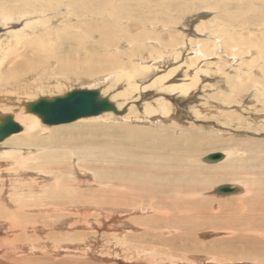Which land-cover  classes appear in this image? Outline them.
Wrapping results in <instances>:
<instances>
[{"label":"rangeland","instance_id":"1","mask_svg":"<svg viewBox=\"0 0 264 264\" xmlns=\"http://www.w3.org/2000/svg\"><path fill=\"white\" fill-rule=\"evenodd\" d=\"M20 1L21 0H0V2L6 6L5 9L10 10H13L15 5H17ZM34 1H37L38 4L40 3L38 0ZM58 1V6H47V4V8L45 6H42L45 8L43 13H41L40 11L35 13L28 12L24 13L25 16H20V14L15 12L13 14V18L11 19V24L3 26L5 29H2L0 33L5 34L7 31L11 30H13L11 32L22 31L25 28L26 22L29 25L34 26V23L37 21L41 22L43 20H51L53 17H55L53 19L54 21H45V24L43 25L44 29L42 28L43 32L51 31V34H49V36H43V39L41 41L34 40L36 37V35L34 34L28 35L26 38L28 41L24 39L21 43L22 45L19 44V46L14 47L10 50V52L13 53L14 58L13 55H8V57H11L12 59V61L8 63L9 68L13 67V64L15 62H19L23 59L30 60V58L34 59L42 55H45L46 57L49 56L48 53H52L53 58H50L52 60H50L44 66L45 68L48 67V71L46 73H49L53 69L51 68V62L55 64L54 68L59 71L60 60L66 59L70 61L75 58H81L82 56H84L83 51L77 50V47L83 48V45L85 43L89 44L90 40H92L93 38L96 39L98 36H100L99 32H102L100 28H102L103 26L106 27V29L112 30L111 32L117 39L116 40L115 38H113L114 42H111L113 44L116 43L115 46L111 47L112 49L110 48L111 54H115V52L112 50L126 52L123 51V47H125V49L131 48V45L129 43L130 39L126 38V36L134 37V34L138 32H150L151 27L147 26L146 23H152L153 25L155 24L154 26L165 25L163 30H166V33H172L171 37L173 36L177 41H180V38L177 36V32L182 29V31L185 33L186 38H192V41H194L195 45L193 47L204 45L208 52L211 53L212 36H208L209 34L206 35L199 32L197 33L195 31V25H197L196 23H198L200 19L204 21L211 19V23H208L206 21L208 23H206V26L208 27V29H212V31H214L216 28L217 30L221 29V27L223 28L226 25V29L220 30L218 33V35H220L219 44L222 46L220 54L217 53L215 55H211L208 53V56L203 58L198 52L195 53L194 50H189L190 46L187 40L186 44H184V46L182 47L183 53L179 58L174 59L173 57L169 56L170 61H168L167 58H162L157 63V60H155L154 58L145 61L147 62V65L157 64V67H154L153 71L145 76V78L142 80L143 85H149L152 80L166 75L163 81L165 85L176 80L178 82H188L190 86H192L190 87V91L188 92V94L185 95L180 94L177 90H159L156 89L155 86L150 85L144 89L146 91L145 93L150 92V90L151 92L148 93V98H143L141 102L149 100H169L168 102L172 104L170 115L175 116L176 118L174 117L169 118L170 120L160 121V118L162 116L159 114L157 115L159 118H152V120L154 121L150 119L144 122V120H141V117L134 123V121H128L123 117H117L112 120L105 118L103 119L102 117H97L96 115H94L78 118L72 122L64 123V125H49L44 123L40 118L41 124H43L44 129H47L49 131L45 133H62L60 137L70 138H73L71 136L83 135V139L86 138V147L90 146V148H93L95 152V154L92 155L93 152L91 150L90 152H85L83 155L78 156L76 154L77 149H75L74 147H64V149L67 151L69 149L76 150V153H74L75 155L71 160L68 158V156H60V158H64V161H62V169L64 174H62L61 176L64 177L65 175L67 178L73 176L71 170H64L66 168H71L72 161L74 160L75 163H78V165L83 168V174L86 175V177L77 178L75 176L73 180H62L61 176L57 174L60 177L59 181H63L64 183L72 182V186H74L72 187L73 195H70L69 193L57 194L56 197L58 198V200L56 201V197L53 198L51 196L52 194H50L49 186L44 188V194L48 193L49 196L37 195L41 199L42 204H47V206L50 207L46 212L49 214L52 212V215L50 216L51 219L47 217V215L49 214L45 212L42 214V218L38 219V222L41 226L45 227L46 229L48 228L49 231H51V229L53 228L55 233L62 232V237H64V239L65 236L70 233L66 231L67 229L65 230V228H59L58 226H60L63 221L68 219L69 215H74L78 213L79 210L85 211L86 214H91L89 218L94 222H92V229H88L89 236L88 238H86L87 246L80 250L82 251L80 254L77 252L75 254H72V256L77 257L76 259H74V261L78 262V259L81 257L87 260L85 264H117V259H119L124 264H135L137 261L143 262L142 260H146V258H142L138 254H136V251L134 250L136 244L140 245V239H136L135 237L138 236L137 233L140 234V230L138 231V229H136L137 232L134 231V229L137 228L138 225L139 227H142L139 224L140 222L138 221L139 223L137 222L136 225H134V223H132L131 221H125V219L126 217L131 218L133 216L131 219H134L135 217L137 221L140 218L143 225H145V227H148V222H150L151 217H154V215L173 211L174 207H172V209L168 208L169 204L170 207L172 204L180 206L179 199L174 198V192L176 190H173V186L182 178L185 179V176L183 174L186 169L182 167L184 161L180 160V157H176L180 154L178 152H175V155L174 153H171L174 147H188L189 149H197V151L195 152V156H197L196 158L198 160V164L202 167H205V162H203L201 159L206 155L210 153L220 152L222 150H233V152H235L236 154L230 160L233 162L235 160V157L237 156L239 157L237 164H242V169L238 170V172L241 173L237 176H239L243 180L251 181L249 182V184L256 189L257 201L262 204V207L259 210L264 213V106L259 105V102L254 103L255 100L253 98V91L255 90V88L252 84L253 80L248 81L250 89L244 90L242 88V90H244V93L240 92L236 96V98H234V100H232L231 102H226L225 95H229V88L223 75L224 71H233V73L241 72L244 73V75L246 73H252L253 76L256 75L253 73L250 66L247 67L248 65L241 63V59L243 57H240L241 55L237 54L238 51L241 50V54H249L247 56V60H249L251 59V55L254 57L259 55L257 54L258 50L256 49V47H259L260 52L262 50L264 53V0H108V3L106 4H91V0H86L87 2L85 1V3L87 4L82 2V0ZM103 2L105 1L103 0ZM30 3H32L31 0H29L27 6L31 7V9H35L33 7L38 6V4L30 5ZM38 7L40 8V6ZM182 7H189V9L188 11H183ZM207 7H210V9H207ZM111 10H117L119 12L117 13V15H109ZM70 14H73L71 18L69 16ZM110 24L112 26H109ZM40 32L41 31H38V34ZM157 32H161L158 27ZM227 34L231 35L234 39L237 40L232 44V46L223 42L224 37ZM208 39L211 43L208 41ZM124 42L125 44H123ZM149 43H151V41H148V44ZM41 44L49 47V50L45 51L44 49H42ZM120 45L122 47H120ZM223 45H225L226 47ZM146 46L149 47L147 44ZM224 49H226L229 53L232 49H234L233 51L238 49L237 52H234L236 53L237 58H233L232 55H227ZM147 54L148 50L143 49L142 52H137L136 55H139L137 57L143 56L144 58H146ZM186 55L196 57L197 61L192 60L193 63L187 61L184 64L183 61H185ZM228 60L230 62H227ZM136 61L140 63L143 62V60H141L140 58H136ZM259 61V67L258 70H256L258 74L256 75V77L264 80L262 78V72L264 71L262 65L264 64V60L259 59ZM180 62H182L183 64ZM3 65L2 68L5 70ZM251 65L253 66V64ZM81 66L84 67L83 64ZM172 68L174 72L167 75V72H171ZM33 70L43 72L44 68H33ZM117 76V72H112L109 75H99V77H96L100 78V82L98 83L87 82L84 84H75V82H73L75 86L71 84L69 87H67H71V90L66 88V91H63L60 94L58 93L56 95H52V98L56 96H63L69 91L80 88H100V91L103 88H107L109 90L106 97H108L109 95L111 96L112 94L120 92L122 88H124L122 87V83L120 81H115V79H117ZM144 90L142 91L143 93ZM216 93H218L220 97L216 96ZM249 94L252 95V98L249 96ZM243 95L245 96L242 97ZM39 96L40 95H38L34 100L40 98ZM110 96L108 98H110ZM41 97L48 98L50 97V95L49 93L47 94L45 92V94H42ZM111 101H113V103L116 102L114 99H112ZM216 103L220 107L216 105ZM253 103L255 104V106ZM211 105L214 106L212 107ZM246 105L251 106V108H248V106ZM173 108L176 109L174 110ZM212 108L218 109V112L216 109L214 111V109ZM220 111L229 112H227L229 114L228 116L222 118L224 119V121H220L222 119H217L220 118ZM0 113L10 114L11 112L2 111L1 109ZM123 113L126 114L125 111ZM213 114L218 117H213ZM232 114H238V117H241L242 119H237L238 117ZM11 115L14 114L11 113ZM115 115H117V113ZM174 119L178 120V122H175L178 124L175 128L170 124L174 122ZM16 122L24 128V125L20 121L16 120ZM22 130H20V132ZM88 135L89 138L87 137ZM90 135L92 136V138H90ZM190 138L195 139L196 143L194 144V146L187 145L185 142H183L185 139ZM170 139H173L176 142H171ZM54 141L55 140H40L36 143L38 144L36 145V147L38 148V150L41 149V147L52 149L53 147H55V145H50ZM85 155L88 156L85 157ZM151 162L154 163L155 166ZM217 162L219 161L210 163L216 164ZM54 163L55 162H53V164ZM227 163L224 164L229 165ZM193 166L195 165L186 166L190 168L191 172L189 173L191 175H199L202 176L201 178H203L205 176H217L218 174L216 170H212L213 172H211V174H209V172H206L205 170H201L202 173L198 174L197 172H194V169H192ZM250 167H254L256 175L243 174V172L249 171ZM233 170L234 169L231 168V171ZM234 178L235 177L233 175H228L225 178H221L225 180H213L214 183L211 182L213 183V186L210 185L211 187H208L210 189L207 190L208 193L204 195V199L206 200L204 201V203L199 204V207L197 206L198 209L205 211V215L203 218H198L199 214H189L190 216L188 219L184 220L178 218V220H181V222H179L178 220L169 219L170 221L168 222V225H165L163 220L159 219L161 222L158 220L157 224L161 226H167L166 230L173 231L174 229V231L182 234L187 233L189 230H192L190 228L193 227V224L200 222V220L203 221L202 219H204V224L200 225L203 228L198 230H196L195 228L192 230V232L195 231L196 234L198 233L199 236H201L202 240H209L210 238H212L213 233H215V236H219L220 234H222L219 233V231H223L224 228H222L221 230L218 229L217 231L214 230V227L212 225L207 223V221H211L210 217L213 218L217 215V210H227L232 214H240V211H242L243 213L247 212V210H243L240 205L236 206L234 210L229 211V204H233L236 202L225 201V199L227 200L229 198H233L235 194H233V196L227 194L219 195L213 192L212 187L215 188L219 184L229 183L238 186V191L236 194H240L243 188L240 182H236ZM54 179L53 177H48L45 183L52 186L53 182L55 181ZM11 186L14 187L15 184H11ZM251 186H248L249 191L253 189ZM176 188H178L177 184ZM239 189L241 191H239ZM15 190L16 189L14 188V191ZM136 190H139L140 192H148L147 195H153V198L151 196V198L145 197L138 199V203L141 204V208L139 210L136 209L137 211L133 209V211L135 212H131L132 210L130 211L129 205H127V207L119 205L123 203V201H121L122 199L120 200V197L126 198L125 196L127 195L129 199H132L131 194L135 193ZM36 191H38V189L34 188L33 192ZM129 193L131 194L128 195ZM167 195L169 196L168 198L173 197L172 203L165 200L167 198ZM70 196H75V198L77 199L76 200L74 198V200H76V204L78 205L75 208L66 207L64 205V203L70 199ZM29 197L34 201L38 200L33 198L32 196ZM41 197L44 198L42 199ZM49 197L52 200H49ZM26 198H22V200H25ZM78 199L80 201H78ZM212 199L215 201H213ZM44 200H46V202H43ZM50 202H52L51 206L49 205ZM157 202L159 203V205L157 204ZM164 202H166V204L168 205L167 208L161 206V203L163 205ZM188 203L189 208L187 209L189 212L194 213L195 210H198L193 206L192 202ZM80 204L81 206H79ZM155 204L157 206H155ZM216 205L218 206L216 207ZM115 206L117 208H115ZM101 207H108V209L105 210ZM145 207H147L148 210ZM96 208H99L101 211L99 209L96 210ZM125 208L128 209L126 211L127 214L126 212L125 214H112L113 210H125ZM103 213H109L105 214L107 216L111 213V217L109 216V219L107 217L105 219V216H101ZM37 214L38 213L35 211L31 212V215L37 216ZM55 215H57L56 219H61V221L56 225H51L50 220L57 222V220L53 218ZM112 215L114 217H112ZM46 219L50 220L48 221ZM33 223L34 222H32V225L30 226H33ZM153 225L157 227L156 224H151L150 226ZM155 227L153 229L160 228ZM76 229L77 228H75L74 230ZM78 231L79 230L72 231V233L76 234L77 236ZM205 234H210V238H204L203 235ZM121 245H124L125 247H122ZM126 248H128V250ZM83 250H85V252ZM72 256L70 255V258L73 259ZM68 260L69 258L64 256V262H67ZM202 260H204V258H202ZM144 263L148 264L149 262ZM196 264L198 263L196 262ZM199 264H202V262Z\"/></svg>","mask_w":264,"mask_h":264},{"label":"bare ground","instance_id":"2","mask_svg":"<svg viewBox=\"0 0 264 264\" xmlns=\"http://www.w3.org/2000/svg\"><path fill=\"white\" fill-rule=\"evenodd\" d=\"M27 1L29 2V0H21L17 5H15L13 10L5 9L6 6L0 2V31L2 29H5L3 27L4 25L11 24L10 22L15 12L20 14V16H25L24 13H28V12L35 13L40 11L41 13H43L45 8L42 6H45L47 8L48 5L58 6L59 3L58 0H42V1L38 0L40 2L38 4L37 1L31 0L32 3H30V5L38 4V6H40V8L36 6L33 7L35 9H31V7L27 6L28 3ZM85 1L86 0H82V2L84 3ZM104 1L105 2H103V0H91L90 2L91 4L108 3V0H104ZM188 9L189 7L188 8L185 7L183 8V11L185 10L188 11ZM207 9H210V7H207ZM118 12L119 11L117 10L116 11L111 10L109 15H117ZM73 14L69 15L70 18L73 16ZM54 18L55 17H53L51 20H53ZM51 20H43L41 22L37 21L34 23L35 25L33 24L34 26H31L26 22L25 28L23 27L24 29L22 31L11 32L13 30L9 29L11 31H7L5 34L0 33V110L2 109V111H9L14 114L11 115V113L10 114L0 113V120L1 118L10 115L15 122L16 120H18L24 125L23 128L19 124L21 126V130L23 128L21 132L17 131L15 133H11L10 135L4 137L3 138L4 140L0 141V264H78V263L85 264V262L87 261L86 259L81 257L78 259V262H76L74 261V259H76L77 257L72 256V254H75L76 252L80 254L82 252L80 250H82V248H85L87 246L86 238H88L89 236L88 229L90 228L92 229L91 227L93 226L92 222H94L92 221V219L89 218L91 214H86V212L83 210L82 211L79 210V212L74 215H69L68 217L70 219L69 218L66 219L60 224V226H58L59 228H63V229L65 228V230L67 229L66 231L70 233L67 236H65V239L64 237H62L63 235L62 232L55 233L53 228H52L53 230L51 229V231H49L48 228L46 229L45 227L41 226L40 223L38 222L39 221L38 219L42 218L41 217L42 214L45 213L50 208L49 206H47V204L46 205L42 204L41 199L39 198V196H37V195L49 196L48 193L44 194L45 187L49 186L50 194H52L51 196L53 198H55L57 194H62V193H69L70 195H73L72 187L74 186H72L73 185L72 182L64 183L63 181H59L60 179L59 176L64 174L62 169V161H64V158H60V156L63 157L68 156V158L71 160L74 157L75 155L74 153H76V150L69 149L67 151L64 149V147H74L75 149H77L76 154L78 156L83 155L85 152H90L91 150L93 152L92 155H94L95 152L93 148L92 149L90 148V146L86 147L85 145L86 138L83 139V135L71 136L73 138H70V137H60L62 133L60 134L45 133L49 131L47 129H44L43 124H41L40 117L38 116V114L29 111L27 106L30 103L37 102L41 98L51 100L50 98H52V95H56L58 93L60 94L63 91H66L65 89L69 87L71 84H73V82H75V84H84L87 82L98 83L100 82V78H96V77H99V75L105 76L106 74L109 75L112 72H117L118 76L117 79H115V81H120L122 83V87H124L120 92H117L116 94H112L111 96L108 94L110 96V98H108L109 96L106 97V95L109 89L103 88L101 90L102 92L99 90L100 88L97 90L99 91L101 96L106 97L112 104H114L116 110L121 113H117V115H115L116 113H114L113 111H103L97 114L96 115L97 117H102L103 119L105 118L112 120L117 117L119 118L123 117L124 119L132 122L134 121L135 123V121H137V119L141 117H142L141 120H144L145 122L150 119L152 120V118L156 119L158 117L157 115L160 114L162 116L160 118V121L170 120L169 118H174L175 116L170 115V112L172 110L171 109L172 104L168 102L169 100L163 99V100H149V101L141 102V100L147 97L148 93L151 92L150 90V92L145 93L146 91L144 89L150 85V86H155V88L159 90L162 89L169 91L177 90L180 94L185 95L188 94V92L190 91L189 89L192 86H190L188 82L185 81L178 82L176 80L174 82H170L169 84L165 85L163 81L166 75L152 80L150 84L148 83L149 85L147 84L143 85L142 80L145 78V76L148 73L152 72L154 67H157V64L147 65L146 64L147 62L145 61L151 58L157 60L156 63L162 58H167V60L170 61L169 56L173 57L174 59H177L183 53L182 47L184 46V44H186L187 40L190 46L189 50H194L195 53L198 52L199 54H201V57L203 58L207 57L208 53L211 55L212 54L215 55L217 53L220 54L222 46L219 44L220 35H218V33L220 30L226 29L225 28L226 25L225 26L223 25L224 27L223 28L221 27V29L218 30L216 28L214 31H212V29L210 28L208 29L206 23L207 22L211 23V19L206 20L207 22L200 19V21L196 23L197 25H195L196 26L195 31L197 33L199 32L201 34L202 33L206 35L209 34L208 36H212L211 38L212 43L208 39V41L212 44L211 47L212 52L210 53L208 52L206 47H204V45H199V47H193L195 45L194 41H192V38L187 39L182 29L179 30V32H177V36L180 38V41H177L175 40L176 38L174 39L173 36L171 37L172 33L170 32L166 33L167 31L163 30L165 25L154 26L155 24L153 25L152 23H146L147 26L151 27L150 32L149 31H146L145 33L138 32L134 34L135 35L134 37L126 36V38L130 39L129 43L131 45V48L125 49V47H123L122 48L124 49L123 51L126 52L112 50L115 52V54H111V49H112L111 47L115 46L116 44V43L113 44L111 42H114L113 38L115 37L111 32L112 30L106 29V27L103 26L102 28H100L102 32H99L101 37L96 36L97 38L96 39L93 38L92 40H90L89 44L85 43L83 45V48L77 47V50L83 51L84 56H82L81 58H75L70 61L66 59L60 60L59 71H57L54 68L55 64L51 62V68L53 69L49 73H46L48 71V67L45 68L44 66L50 60H52L50 59L51 57L53 58L52 53H48L49 56L46 57L45 55H42L34 59L30 58V60L23 59L19 62H15L13 64V67L9 68L8 63H10L12 59L11 57H8V55H13V53H11L10 50L14 47L19 46V44L22 45L21 44L22 41L26 39L28 35L34 34L36 35L34 40H41V41L43 39V36H49V34H51V31L43 32L42 28L44 29L43 25L45 24V21H51ZM109 26L112 25L110 24ZM157 27L158 29L161 30V32H157ZM38 31L41 32L38 34ZM148 41H151V43L148 44ZM236 41L237 40L234 39L231 35L227 34L225 35L223 42L232 46V44ZM123 44H125V42ZM146 44L149 47H147ZM41 45H42V49H44L45 51L49 50V47H47L46 45L44 44ZM120 47L122 46L120 45ZM143 49L148 50V54L146 58H144L143 56L137 57L139 56L136 55L137 52H142ZM256 49L258 50L257 54L259 55L254 57L250 53L251 59L249 60H247V56L249 54L246 53L241 54L242 52L241 50L238 51L237 49L233 51L234 49H232L230 53L226 49L224 50L227 53V55H232L233 58H237L236 56L240 54L241 55L240 57H243L241 59L242 60L241 63L248 65L247 67L250 66L253 73L257 75L258 73L256 70H258L259 67L258 66L260 63L259 59L264 60V53L262 50L260 52L259 47H256ZM237 51L238 54L236 55V53L234 52ZM136 58H140L141 60H143V62L140 63L136 61ZM192 60L197 61V58L186 55L185 61L183 62L184 64L187 61L193 63ZM227 62L230 61L228 60ZM82 64L84 65V67L81 66ZM251 64H253V66ZM2 65L4 66L5 70L2 68ZM262 66L264 68V64ZM33 68L35 69L44 68V70L43 72H40L33 70ZM172 72H174L173 68L171 72H167V75ZM262 73H263L262 78L264 79V71ZM223 75L226 84L229 88L228 91L229 97L225 95L226 102H231L232 100H234V98H236V96L240 92L244 93L245 89H250V85L248 84V81L253 80L252 84L253 87L255 88V90L253 91L254 94L253 98L255 100L254 103L259 102L260 103V104L258 103L259 105L264 106V80L260 79L259 77H256V75L253 76L252 73H246L244 75V73L241 72L233 73V71H224ZM242 88L244 90H242ZM67 89L71 90V87ZM86 89H95V88H86ZM143 90L144 93L142 92ZM45 92L47 94L49 93L50 95V97H48L49 99L46 97H41V95L45 94ZM38 95H40L39 96L40 98L34 100ZM216 96H219L218 93H216ZM244 96L245 95H243L242 97ZM249 96L252 98V95L249 94ZM56 97H60V96H56ZM112 99H114L116 102L113 103V101H111ZM216 105L218 104L216 103ZM249 107L251 108V106H248V108ZM212 109H214L215 111L216 108H212ZM216 110L218 112V109ZM124 111L126 112V114L123 113ZM227 112L220 111L219 113L220 118H217L218 116L214 115L215 114L214 113L213 117H216L217 119H222L223 117L229 115L228 114L229 112L228 113ZM232 115L238 117V114H232ZM85 117H89V116H85ZM78 118H82V117H78ZM237 119H242V118L238 117ZM173 121L174 122L170 124L172 125V127L175 128L176 125H178L175 122L176 121L178 122V120L174 119ZM220 121H224V119ZM69 122H64V123H69ZM64 123H59V124L64 125ZM49 125H57V124H49ZM87 137L89 138V135ZM90 138H92L91 135ZM40 140H44V141L55 140L50 145V146L55 145V147H53L52 149H48L47 147L45 148L41 147V149L38 150V148L36 147V145L38 144L36 143L39 142ZM170 141L176 142L173 139H170ZM183 142H185L187 145H193V146L196 143L195 139H191V138L185 139ZM196 151L197 149L195 148L189 149L188 147L186 148L174 147L171 151V153H174V155L175 152H178L180 154L177 155L176 157H180V160L184 161L182 167L186 169V171L183 174L185 176V179L182 178L177 183L174 181L177 184L178 188H176V184L173 186V190H176L174 192V196H175L174 198L179 199L180 206H176L172 204L170 207V204L168 206L166 202H164L163 205L161 203V206H163L164 208H167L168 206V208L172 209V207H174L173 211L164 212L162 214L156 213L157 215L151 217L150 222H148L149 223L148 227H145V225H143L142 220L140 218L137 221L135 217L134 219H131L133 217L131 215L132 213L130 214L132 216V217L130 216L131 218L126 217L125 221H129V222L131 221L132 223H134V225H136V223L139 221L140 223L139 222L138 223L140 224V226H142L139 227L138 225L139 228L136 226L137 228L134 229V231H136V229H138V231L140 230L139 231L140 234L137 233L138 236H135L136 239H140L139 242L140 245L136 244L134 250L136 251V254H138L142 258H146V260H142L143 262L137 261L135 264H146L144 262L147 263L149 262L148 264H196V262L198 264L201 262L202 264H233V263L264 264V213L259 210L262 207V204H260V202L257 201L256 189L249 184V182L251 181L243 180L239 176H237L238 174L241 173L238 172V170L242 169V164L241 163L237 164L239 157L236 156L235 160L232 162L230 159H232L236 153L233 152V150L231 151L222 150L220 152L223 154V157L217 160L219 162H217L216 164L210 163V161H206L204 157L202 158L201 156L202 158L201 160L205 162L204 164L205 167H202L198 164V160L196 158L197 156H195ZM87 156L88 155H85V157ZM127 161H131V160H127ZM53 162L55 163L53 164ZM212 162H216V161H212ZM224 163H227L229 165H226ZM187 165H195L192 167V169H194V172H197L198 174L202 173L201 170H205L206 172H209V174L213 172L212 170H216L218 174L217 176L213 175L214 178L213 176H205L201 178L202 176L199 175H191L189 173L191 172L190 168L186 167ZM228 166L231 167L229 168ZM231 168L236 171L234 170L231 171ZM68 170H71L73 176L68 178L65 175L64 177L61 176L62 180H69V179L73 180L75 176L77 178L86 177V175L83 174V168L80 167L78 163H75L74 160L72 161L71 168H66L64 171H68ZM243 174L256 175L254 167L253 168L250 167L249 171L243 172ZM228 175H233L235 177L234 180L236 182H240L243 188L242 191L239 189V191H241L240 194H236L238 191V186L229 183H222V184H229L232 187H236L235 192L223 193V194L216 193L214 189L221 184L217 185L215 188L212 187L213 192L219 195L227 194L233 196V194H235L233 198H229L227 200L225 199V201L236 202L233 204H229L230 205L229 211L234 210L236 206L240 205V207L243 210H247L246 213L240 211L241 212V213L239 212L240 214H232L231 212L229 213L227 210H220V211L217 210L216 212L217 215L213 218L210 217L212 222L207 221V223L212 225L214 227V230L218 231V229L221 230L222 228H224V230L221 232L219 231V233H222L219 236H215V233H213L212 234L213 239L210 238L211 236L210 234L203 235L204 238L209 237L210 238L209 240H202L201 236H199L198 233L196 234L195 231L192 232V230L195 228L196 230L203 228L200 225L204 224V219H202L203 221L200 220V222L195 223L196 225L193 224V227L190 228L192 230H189L187 233L181 234L179 232L174 231V229L173 231L166 230L167 226L165 225H168V222L170 221L169 219L178 220V218H180L185 220L188 219L189 216L193 214L195 215L199 214L198 218H203L205 215V211L198 209L197 206L199 204L204 203V201L206 200L204 199V195L208 193L207 190L210 189L208 187H211L210 185L213 186L214 183L213 180L214 181L225 180L221 178H225ZM48 177H53V179L55 178L54 179L55 181L53 182L52 186L47 185L45 183ZM11 184H15V186L12 187ZM248 186H251L253 189L249 191ZM14 188L16 189L15 191ZM34 188L38 189V191L40 192L38 191L33 192ZM130 194L131 193H129L128 195ZM147 194L148 192H140L139 190H136L135 193L131 194L132 199H129L127 195L125 196L126 198L120 197V200L122 199L121 201H123V203L120 202L121 204L119 205H123L125 207L129 205L130 211L132 210L131 212H135L133 211V209L139 210L141 208V204L138 203L139 202L138 199L145 197L151 198V196L153 198V195H147ZM29 196H32L33 198L38 200L34 201ZM168 197L169 196L167 195V198L165 200L172 203L173 197L171 198ZM22 198H26V199L22 200ZM41 198L43 199L44 197ZM74 198L75 196H70V199L66 201L64 205L66 207H71V208H75L76 206H78L75 202L77 199L75 198L76 200H74ZM49 200L52 199H50L49 197ZM57 200L58 198L56 197V201ZM78 201L80 200L78 199ZM43 202H46V200H44ZM52 202L49 203L50 206L52 205ZM188 202H192L193 206L196 207V209L198 210L197 211L193 210L194 213L189 212L187 209L189 208ZM81 204L79 206H81ZM157 204L159 205L158 202ZM155 206L157 205L155 204ZM217 206L218 205H216V207ZM117 207L115 206V208ZM101 208L105 210L108 209V207H101ZM145 208L148 210L147 207ZM98 209L96 208V210ZM127 210L128 209L126 208L125 210H113L112 214L114 215L120 213L125 214ZM33 211L38 213L37 216L31 215V212ZM105 214H109V213H103L101 216L102 217L105 216L104 217L105 219L106 217L108 219L109 216L111 217V213L108 216ZM51 215L52 212L49 215H47V217L50 218ZM56 217L57 215H55L53 218L57 220ZM112 217L114 216L112 215ZM50 219H46V220L49 221ZM159 219L163 220L165 224L163 225L165 227L157 224V221ZM60 221L61 219L57 220V222L50 220V224L56 225ZM32 222H34L33 226H30L32 225ZM179 222H181V220ZM151 224H156L157 227L160 228L155 227V225L150 226ZM154 227L157 229H153ZM75 228H77L76 230H79L77 236L76 234L72 233V231H76L74 230ZM126 249L128 250V248ZM83 251L85 252V250ZM70 255L73 257V259L70 258ZM64 256L69 258L67 262H64ZM202 258H204V260H202ZM117 261H118L117 264L119 263L124 264L119 259H117Z\"/></svg>","mask_w":264,"mask_h":264},{"label":"water","instance_id":"3","mask_svg":"<svg viewBox=\"0 0 264 264\" xmlns=\"http://www.w3.org/2000/svg\"><path fill=\"white\" fill-rule=\"evenodd\" d=\"M29 111L38 114L44 123L59 124L75 120L78 117L97 115L103 111L116 110L106 97L101 96L97 89H74L64 96L54 97L51 100L39 99L35 103H30ZM21 130V126L15 122L10 115L0 120V140L4 137ZM223 157L221 152L210 153L204 157L206 161H217ZM214 191L216 193L235 192L236 187L229 184H221ZM121 264V263H119Z\"/></svg>","mask_w":264,"mask_h":264}]
</instances>
